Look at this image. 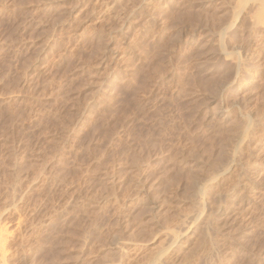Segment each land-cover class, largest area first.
I'll return each instance as SVG.
<instances>
[{"label":"rangeland","instance_id":"374dc122","mask_svg":"<svg viewBox=\"0 0 264 264\" xmlns=\"http://www.w3.org/2000/svg\"><path fill=\"white\" fill-rule=\"evenodd\" d=\"M263 10L0 0V264H264Z\"/></svg>","mask_w":264,"mask_h":264},{"label":"bare ground","instance_id":"6f19581e","mask_svg":"<svg viewBox=\"0 0 264 264\" xmlns=\"http://www.w3.org/2000/svg\"><path fill=\"white\" fill-rule=\"evenodd\" d=\"M263 12H264V10H263ZM3 229H2V227L0 228V251H1V253L3 252L2 250H4V247H5V238H4V236H3ZM5 239V240H4ZM4 253H2V255H3ZM2 260V259H1ZM1 262H4V260H2ZM3 264V263H2Z\"/></svg>","mask_w":264,"mask_h":264}]
</instances>
